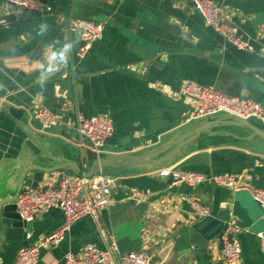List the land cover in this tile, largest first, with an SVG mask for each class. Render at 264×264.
<instances>
[{
	"label": "crops",
	"instance_id": "crops-1",
	"mask_svg": "<svg viewBox=\"0 0 264 264\" xmlns=\"http://www.w3.org/2000/svg\"><path fill=\"white\" fill-rule=\"evenodd\" d=\"M40 1L42 9L31 12L0 0L3 15L9 16L0 23V198L15 193L28 164H55L40 156L39 144L50 152L52 142L65 156L79 157L78 164L88 168L85 150L89 147L74 128L78 112L106 114L112 119L114 132L103 154H140L162 146L169 150L189 130L199 127L202 132L187 146L186 154L207 151L209 164L185 169L228 172L250 187L264 188V141L253 137L248 128L233 124L227 113L188 119L192 101L178 93L187 80L222 89L231 77V82L240 80L253 92L250 98L264 103V0H215L253 51L238 49L206 26L187 0ZM97 15L112 17L120 26L104 22L103 37L79 57L80 40L70 30V21ZM41 24L48 25L42 35L38 34ZM66 43L73 44L68 53L70 76L62 65L60 71L47 76L57 75L56 96L37 95L23 76V66L35 61L26 55L39 56L37 63L47 62L48 47ZM68 78L73 79L74 99L65 97ZM37 101L57 112L61 103L71 101L69 121L43 130L32 115ZM5 104L20 109L19 118L5 111ZM163 168L125 165L103 169L117 182L111 203L102 210L101 223L115 235L122 253L146 250L153 256L152 264H215L222 261L223 228L235 217L241 226L242 255L232 264H264L257 236L264 231L263 209L249 188L234 190L206 181L195 186V191L168 184L160 175ZM68 174V170L49 173L40 185H56ZM193 198L210 206L211 216L219 222L215 228H222L206 244L200 232H190L202 219L193 212ZM32 221L31 244L58 229L64 213L52 208ZM87 244L107 246L91 216L77 220L58 246L42 247L38 264H64L66 252L80 254ZM23 245L21 241L0 242V264H12Z\"/></svg>",
	"mask_w": 264,
	"mask_h": 264
},
{
	"label": "built area",
	"instance_id": "built-area-1",
	"mask_svg": "<svg viewBox=\"0 0 264 264\" xmlns=\"http://www.w3.org/2000/svg\"><path fill=\"white\" fill-rule=\"evenodd\" d=\"M10 4L36 12L42 9L40 0H7ZM191 2L203 17L206 26L213 28L227 42L244 51H253V45L244 38L237 25L228 22L225 11L215 0H187ZM0 8V23L7 20L3 17ZM70 30L79 37L77 55L84 57L93 43L103 37L104 22L75 17L70 21ZM178 93L192 101V108L188 112V119H198L218 113H228L243 119L256 118L264 122V103L245 96H232L224 90L203 86L194 81L183 82ZM71 101H65L62 109L70 111ZM33 117L39 122L43 130H48L63 121V114L48 108L42 101L32 110ZM74 128L87 146L97 155L103 154L106 142L114 132L112 119L106 114L86 116L81 112L76 115ZM160 175L173 176L172 185L189 184L198 186L203 182H212L217 186L228 187L234 190L249 188L253 199L263 209L264 218V188L250 187L241 182L235 174L215 173L206 174L198 170L179 169L173 166L160 170ZM117 178L106 174L103 169L91 177L68 174L60 178L56 185L27 186L22 189L16 200L18 212L22 219L32 220L41 211L60 208L64 213L63 224L42 240L23 245L17 252L12 264H38L41 248L58 246L74 223L85 216H91L97 222L100 232L106 240V248L95 244H87L80 254L68 251L64 255V264H152L153 256L146 250H133L122 253L112 231L107 230L101 223V213L104 207L112 201L113 188ZM193 212L200 218L212 214L208 204L193 198L191 201ZM241 226L238 220L230 218L221 233L222 261L215 264H232L240 260L242 244L239 239ZM260 248L264 254V231L257 233Z\"/></svg>",
	"mask_w": 264,
	"mask_h": 264
},
{
	"label": "water",
	"instance_id": "water-1",
	"mask_svg": "<svg viewBox=\"0 0 264 264\" xmlns=\"http://www.w3.org/2000/svg\"><path fill=\"white\" fill-rule=\"evenodd\" d=\"M6 20L9 19L8 15L3 16ZM93 20L102 21L108 24L120 26V24L112 17H107L103 15L93 16L90 18ZM38 56V55H37ZM26 57L34 59L35 61L32 64H26L23 66V76L27 77L30 81L31 86L37 95H42L44 97H55L56 96V84H57V75L50 79L47 76L41 78V73L38 69V65L40 63L47 62L41 60L40 63L36 61L39 60V56H30L26 55ZM23 61H26L25 58ZM68 74H71V66L67 65ZM67 91L65 97L73 98V79L68 78L66 81ZM222 90H224L227 94L232 96H245L252 97L253 92L250 91L245 84L240 80H233L231 82V77H229L228 82L222 86ZM59 112L63 114V121H69V111L62 109V103L59 105ZM5 111H9L11 115L16 118H19L20 109L10 106L9 104H5ZM228 114V113H227ZM229 118L232 119L233 124L237 126H243L252 131V136H259L264 141V122L256 119L249 118L243 119L237 116H233L228 114ZM202 132V129L199 127H194L189 130L188 134H185L183 138H180L174 147L166 150L163 146L151 150L149 152H144L140 154H133L129 152L122 153H112V154H101L97 155L90 148L85 150L87 160L90 162V165L85 170L78 163L80 158L68 157L65 156L64 153L60 151V149L52 142L50 144V152L45 150L41 144L40 147L43 151V155H40L43 159L48 158L53 161L55 164H49L46 162L41 163H32L25 166L19 183L17 190L11 196L0 198V242L3 240L7 241H21L24 245L31 244L34 239L29 238L28 234L33 228L32 220H24L21 218L16 200L18 198L19 193L26 186L37 187L39 186L45 179L46 175L49 173H53L57 170H68L69 174L76 175H84L91 177L96 174L101 169L110 166H142V167H169L173 166L174 170L185 169L192 166L198 165H208L209 164V154L207 151H198L190 154L187 153V146L195 140L199 134ZM251 135V134H250ZM161 152H164L163 155L158 156ZM3 158V151L0 150V163ZM71 163H70V162ZM166 181L168 184H172L173 176L170 175L166 177ZM184 186L197 190L195 186L189 184H183ZM218 220L213 216L209 215L202 218L199 222L195 223L190 232L198 231L201 235H203V243L206 244L209 240L216 237L220 231L221 226L216 227L218 225Z\"/></svg>",
	"mask_w": 264,
	"mask_h": 264
},
{
	"label": "clouds",
	"instance_id": "clouds-1",
	"mask_svg": "<svg viewBox=\"0 0 264 264\" xmlns=\"http://www.w3.org/2000/svg\"><path fill=\"white\" fill-rule=\"evenodd\" d=\"M47 30H48V25L41 24L39 27L38 34L42 35ZM72 48H73L72 43H66L62 47L55 49L50 45L47 51L45 52L47 64L45 65L44 63H40L38 65V69L41 73V78H43L44 76H50L60 71L62 65L66 68L68 65V53L70 50H72Z\"/></svg>",
	"mask_w": 264,
	"mask_h": 264
}]
</instances>
